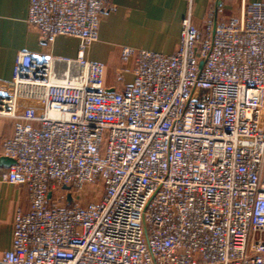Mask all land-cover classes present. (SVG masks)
Segmentation results:
<instances>
[{"label":"built area","instance_id":"built-area-1","mask_svg":"<svg viewBox=\"0 0 264 264\" xmlns=\"http://www.w3.org/2000/svg\"><path fill=\"white\" fill-rule=\"evenodd\" d=\"M104 2L29 0L42 39L80 45L24 51L0 80L4 179L30 200L0 264H264V2L202 28L189 12L172 53L126 49L120 91L84 57Z\"/></svg>","mask_w":264,"mask_h":264},{"label":"crops","instance_id":"crops-1","mask_svg":"<svg viewBox=\"0 0 264 264\" xmlns=\"http://www.w3.org/2000/svg\"><path fill=\"white\" fill-rule=\"evenodd\" d=\"M244 1L264 2L105 0L97 40L85 48L84 57L102 63L107 89L120 91L134 78L135 56L126 54V49L172 53L179 46L182 19L189 12L195 25L202 28L209 11H214L217 20L227 21L240 14ZM28 12L29 0H0V80L12 79L16 59L24 51L50 54L58 59L78 57V37L58 35L52 43H47L38 30L29 25ZM14 124V119L0 116V259L12 248L17 211L30 209L28 187L4 179V173L12 163L5 159L8 156L4 153L2 141L12 134Z\"/></svg>","mask_w":264,"mask_h":264},{"label":"water","instance_id":"water-1","mask_svg":"<svg viewBox=\"0 0 264 264\" xmlns=\"http://www.w3.org/2000/svg\"><path fill=\"white\" fill-rule=\"evenodd\" d=\"M201 64H202V62H201ZM7 161H9V162H11V163H13L14 162V159L13 158H11V157H6L5 158ZM68 200L70 201L71 200V194L70 193H68Z\"/></svg>","mask_w":264,"mask_h":264},{"label":"bare ground","instance_id":"bare-ground-1","mask_svg":"<svg viewBox=\"0 0 264 264\" xmlns=\"http://www.w3.org/2000/svg\"><path fill=\"white\" fill-rule=\"evenodd\" d=\"M56 63H58V65H53V67H54V70H60V69H62L63 68V66H62V64L60 63V62H56ZM55 64V63H54ZM75 82H76V80H74Z\"/></svg>","mask_w":264,"mask_h":264},{"label":"rangeland","instance_id":"rangeland-1","mask_svg":"<svg viewBox=\"0 0 264 264\" xmlns=\"http://www.w3.org/2000/svg\"><path fill=\"white\" fill-rule=\"evenodd\" d=\"M87 189H88V188H87ZM66 190H67V188H65V187H63V188L60 189V191H66ZM55 195H56V194L54 193V196H55ZM67 204H72V203H71V201H68Z\"/></svg>","mask_w":264,"mask_h":264}]
</instances>
